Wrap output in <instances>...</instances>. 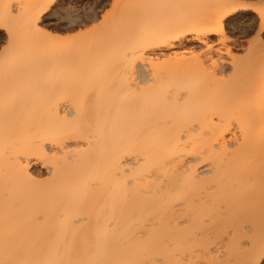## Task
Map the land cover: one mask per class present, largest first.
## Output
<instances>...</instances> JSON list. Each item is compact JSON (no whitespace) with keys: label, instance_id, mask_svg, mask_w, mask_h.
<instances>
[{"label":"bare ground","instance_id":"6f19581e","mask_svg":"<svg viewBox=\"0 0 264 264\" xmlns=\"http://www.w3.org/2000/svg\"><path fill=\"white\" fill-rule=\"evenodd\" d=\"M234 2L126 0L112 18L132 31L115 56L117 86L76 103L53 95L23 103L26 83L57 90L71 58L17 56L15 29L54 42L41 22L55 3L0 0V30L14 43L0 61V264H171L194 256L219 264L233 253L244 262L259 254L264 131H255L264 123V49H248L253 57L243 64L235 56L243 44L230 36L214 63L194 56L218 44L214 30ZM237 15H250L245 24L255 19L246 12L226 19ZM16 60L24 70L10 68ZM218 92L228 105H218ZM29 114L38 116L31 127ZM38 163L49 178L31 172ZM249 214L254 224L241 218ZM247 231L242 237L254 241L243 248L238 233Z\"/></svg>","mask_w":264,"mask_h":264},{"label":"rangeland","instance_id":"374dc122","mask_svg":"<svg viewBox=\"0 0 264 264\" xmlns=\"http://www.w3.org/2000/svg\"><path fill=\"white\" fill-rule=\"evenodd\" d=\"M13 1L16 2V0H13ZM125 1L126 0H124V1L123 0H78L79 10L76 11L75 16H72V15L60 16L57 14L56 11H53V9L57 5L64 3V0H59L57 3H55L51 7V9H49V11L47 13L48 15L47 14L45 15V17L43 18V21L41 23L43 24V26H46L45 28L49 29V30L47 29L48 31H51L53 33L56 32L55 35L58 37L70 36L71 35L70 30L71 29L75 28L77 32L79 31V28L77 27V25H87L90 27L93 24H98L100 21H103L104 20V12L108 11V9L111 8L113 2L122 4ZM251 2H252V4H255L258 6L259 4L261 5L262 0H251ZM245 12L248 14H252V15L255 14V11H245ZM247 16H249V17H247V19H244L243 17H239L237 15L235 17H232L231 19L229 18L228 20L229 21L238 20L241 25H244L245 22H249L251 20L250 15H247ZM66 27H68V28H66ZM228 27L231 30V32L234 33V35L231 37L239 39L241 41V43L243 44V47L239 46L238 50L237 49L235 50V56L242 58L241 63H243V64L248 63L249 61H251L253 55L250 52H248L250 50V48L247 46L248 38H247L246 30L244 29L243 26H241L240 28L237 29L235 27V25L232 23H229ZM248 27H251V23L248 24ZM15 30H16L15 36L17 35L15 37L16 38L15 43H17V41L19 39V42L16 45L17 52L14 51L17 54V56H22V55L28 56L29 54L31 56V55H36L37 53L38 54L41 53V54L48 55V56L49 55L50 56L51 55L59 56V57L64 56V59H61V61L62 60L66 61L68 59L67 56H69V58H71L70 59L71 61L68 60V62L70 64V68H69V66H67L68 65V62H67L66 63L67 65H65V67H68V68H64L65 71L62 69L63 72L62 71H61L62 73L60 72L61 77H59L60 81L58 83V87L57 88L55 87L53 89V90H55V89H57V90H55L54 92L52 90L50 91V89H48L49 88L48 86H50V84L40 85L38 87V85L36 86V84H34L32 82L26 83L25 87H24L25 90L20 91L21 92L20 94H22V99L18 100V102H23V103H46V102H52L54 100H57L56 97L52 98V95L57 96L59 98L58 99L59 102L61 101V102H65V103H76L75 101H78L77 99H79L80 96L83 95L84 93L87 94L91 99H93L95 97L96 92L98 91V88H100L102 86H104L105 89H107L108 93H110L109 89H113L114 87L117 86L114 83L113 79L115 77L114 73L119 69V65H120V60L116 59L115 56L122 53L123 49L129 44L130 38L132 36V31H131L130 26L123 25L118 21H114L111 17L107 23L103 24L96 31L89 33V34H86L84 36L74 37L70 41H64V40L56 39V40H54V42H52V41L47 42V41H45L46 36L45 37L42 36L40 38L34 37V36H28L27 37V35L26 36L21 35L22 33L18 35L19 28L15 29ZM238 31L239 32L245 31V34L240 36ZM20 32H22V31L20 30ZM13 44L14 43H11L9 36L3 30H0V61L2 60L3 57H5L9 53L8 49L13 48ZM38 50H40V52ZM70 56H72L74 58L76 56H82V57L85 56L84 57L85 60H80L83 58H79L76 60V58L74 59ZM101 56H102V58H101ZM96 61L99 63L101 62V63L98 64ZM27 62L30 64V62H32V61H26L25 64ZM94 62L97 63L99 66L95 65ZM77 64H79V65H77ZM87 64H89L88 67H87ZM21 66H24V67L22 68ZM63 66H64V64H63ZM80 66L82 68H80ZM100 66H103V67L100 68ZM10 68L15 72H19L21 69L22 70L25 69V65L24 64L22 65L21 61L16 60L15 64ZM40 70L42 72H46L48 69L44 70V67H43ZM100 71L102 73H100ZM231 73L232 72H230V74ZM64 77H66L67 79ZM71 79H72V81H71ZM259 80L256 79L254 83L259 82L258 83V85H259L260 84ZM261 82H263V81H261ZM254 83L251 86L252 89H255L253 87V86H255ZM260 85H262V83ZM259 86H257L256 88H258ZM263 86H264V83H263ZM80 89H81V91H79ZM223 94H224V97H223ZM218 95L220 98L217 97L215 99V100H218V101H215L217 103L219 102V99H220V102L218 103V105H224L225 106V105L229 104V103H226V101L229 100L226 98V96H227L226 92H224V93L218 92L217 96ZM91 96H93V97H91ZM223 99L225 102L223 101ZM88 102H90V101H88ZM91 102H93V100ZM36 118H38V116L35 114H32V115L29 114V115L24 117L25 120L29 119V120H27L28 121L27 125L30 127L34 126L33 125L34 123H32V120L36 119ZM257 129L255 131L257 134L258 133L260 134V132H263L264 131V123L262 122L261 124H259ZM260 135L262 137H264L263 136L264 132ZM37 165H39V166H37ZM32 166H33V164L30 165L29 168L32 169V171H31L32 173L34 171V175H36V177H38V179L39 178H41V179L49 178V177H47L49 175L47 174L45 167L41 166L39 163L34 165V166H36L35 168ZM252 216H254V215L249 214V215L241 216V218L250 219L249 224H254L253 221L255 219L252 221V219H251ZM255 217H257V214ZM256 221L258 223H261V222L264 223V220L262 218L261 219L257 218L255 220V222ZM261 229L263 230L262 226H261ZM244 231H245V229H244ZM263 232L264 231H262V232L256 231V233H258L259 235H257V234L255 235V232L253 230L251 232V235H253V236L255 235L254 238L255 239L258 238V240L260 241V240L264 239V237L261 236V234H260ZM239 234H241V237H242V234H247L250 236V231H247V233L246 232L245 233H238V235ZM260 237H262V238H260ZM237 238H239V240H241L240 236H238ZM248 238H250V237H248ZM248 238L245 237L242 239V241L244 240L242 243H244L245 241L247 243H249V244L244 243L243 248L245 247L244 245L249 247V245H251L250 243H253L252 242L253 238L252 239L251 238L248 239ZM241 247H242V245H241ZM247 249L249 250V248H247ZM225 250H228V249H225ZM227 252H229V251H227ZM240 252H241V250H240ZM172 254H175V253H172ZM226 254L228 255V253H226ZM234 255H235V253H233V255L231 254L228 258H222L224 260L229 259L227 262L223 261V263H222V262H220V260H221L220 259L218 261V262H220L219 264H221V263L224 264V263H228V262H229L228 264H246L247 261L246 262H244L245 260L241 261L242 258H239V257L236 258V256H238V255H236V256H234ZM199 256H201V255H199ZM194 257L196 258V256H194ZM201 257H204V255ZM240 257H242V256H240ZM195 258L192 259L193 261H191V262L192 263L195 262L194 264H197L198 260H195ZM230 259H232V260H230ZM236 259H238V260L240 259L241 262L240 261L238 262V260H236ZM170 260H171V258H170ZM202 260H203V258H202ZM206 260H207L206 258H204L203 261H200V259H199L200 263H198V264H201V263L205 264L206 262H208ZM210 260L211 259H209V261ZM214 261L212 259V262H214ZM209 263H206V264H209ZM216 264H218V263H216Z\"/></svg>","mask_w":264,"mask_h":264},{"label":"snow or ice","instance_id":"6c2138e0","mask_svg":"<svg viewBox=\"0 0 264 264\" xmlns=\"http://www.w3.org/2000/svg\"><path fill=\"white\" fill-rule=\"evenodd\" d=\"M53 3H55V0H49V4ZM47 6L48 5H45V7ZM23 7L24 5L20 4L16 6V8H14L13 10L16 11L18 8ZM125 7H127V5H122L113 2L111 8L108 9V11L104 12L103 21H100L98 24H93L90 27L87 25H77L79 31L77 32L75 28L71 29L70 36L58 37L51 32L46 33V35H48L54 40L60 39L64 41H70L74 37L84 36L86 34L96 31L103 24L107 23L110 17L114 18L115 13L119 9ZM77 10H79L78 0H64L63 4H59L53 9V11H56L57 14L60 16H75ZM245 11H255L256 15L254 21H251V27H248V24L241 25L238 20L229 21L228 19H226L229 14L243 13ZM229 23L234 24L237 28H240L241 26L244 27L248 38L247 46L250 49L255 47H260L261 49H264V0H262L261 5H259L256 9H253V4L251 0H235L233 4L229 5L228 12L224 13L218 21L219 27L214 30L215 34L213 36V39L218 41V44L208 42L206 47L202 51L194 53V56H196V58L199 59L206 66L208 64L214 63L212 61V57L220 51V48L225 45L229 37L234 35V33L231 32L228 27ZM30 27L35 31H43V29L39 27V22L37 20H33L30 24ZM141 264H161V262L145 260L141 262ZM171 264H192V262L187 259H176L172 261ZM247 264H264V248L260 250L259 254H256L253 250L252 258L247 262Z\"/></svg>","mask_w":264,"mask_h":264}]
</instances>
